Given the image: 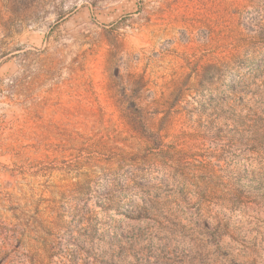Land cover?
<instances>
[{
    "label": "rangeland",
    "instance_id": "1",
    "mask_svg": "<svg viewBox=\"0 0 264 264\" xmlns=\"http://www.w3.org/2000/svg\"><path fill=\"white\" fill-rule=\"evenodd\" d=\"M263 150L264 0H0V264H264Z\"/></svg>",
    "mask_w": 264,
    "mask_h": 264
},
{
    "label": "trees",
    "instance_id": "2",
    "mask_svg": "<svg viewBox=\"0 0 264 264\" xmlns=\"http://www.w3.org/2000/svg\"><path fill=\"white\" fill-rule=\"evenodd\" d=\"M235 143H236V141H235ZM151 158L152 159H150L149 163H151L152 166H155L156 165V162H155L156 157L153 156ZM98 161H101V160H98ZM114 161L117 162V158L111 159V163ZM126 161L127 160L125 158L118 160L119 163L124 164V165H125ZM240 187L243 190V192L238 190L237 196H238V199L241 203L240 205L245 206V208H247L250 206L252 207L254 204H257V200H258V194L257 193H259L260 190L257 188V189L245 191V188L243 186H240ZM135 215H136V217L134 216L131 219L145 222L146 225L149 227V231L151 233H153L155 231V229L157 228L156 226L158 224H159V226L161 224L157 220L158 212L154 206H139L137 208V211H135ZM152 222H154V224H152ZM159 229L164 230V228H162V227H160ZM142 237H144V234L139 233V234H135V235L128 236V237L124 236L123 240L114 239V241L112 243L119 250V252L117 254L118 255L120 254V256L117 257V259L119 261L118 263H124L125 262V260L129 256V254H128L129 251H136V249H137V252H135L137 255H138V250H141L142 252H144L145 248L148 245H147V243H145L143 241Z\"/></svg>",
    "mask_w": 264,
    "mask_h": 264
}]
</instances>
